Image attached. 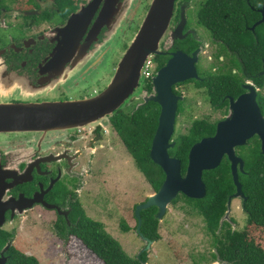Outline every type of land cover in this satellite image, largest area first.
I'll return each instance as SVG.
<instances>
[{
    "label": "flooded vegetation",
    "instance_id": "1",
    "mask_svg": "<svg viewBox=\"0 0 264 264\" xmlns=\"http://www.w3.org/2000/svg\"><path fill=\"white\" fill-rule=\"evenodd\" d=\"M33 1L36 2L35 6L31 5L32 0H21L10 9L0 6V29L19 26L29 29L21 38L0 41V103L73 101L94 97L84 93L78 94L80 97L76 99L66 98L63 86L73 90L83 82L82 89L85 92L95 72L104 67L105 60L109 61L110 57L112 59L113 43L117 36V43L121 42L124 50H127L143 22L144 18L130 38L132 26L137 24L141 11L139 7L144 6V0L137 3L132 22L126 19L128 0H118L115 9L106 18L99 17L108 0ZM202 2L175 0L169 26L158 44V55L151 57L154 72L148 79H141L140 76V91L126 101L124 107L139 100L141 104H135L134 109L145 104L144 98L154 94L152 78L175 54L181 53L189 59L195 55L197 77L177 82L171 88L172 93L179 98L174 116L175 125L179 116L186 113V118L191 122L190 128L193 123H201L210 128L209 133L202 138L209 139L215 136L220 123L230 119L234 112L232 105L241 97L255 94V102L264 120V59H261L259 71L248 72L237 53L218 43L206 28L199 25L197 10ZM260 9H257L258 13ZM193 13L196 17L192 20L189 15L191 17ZM76 15L82 16L81 21L72 28L69 35L64 36L63 30ZM65 38L72 50L54 59V50ZM118 63L112 68L114 73ZM188 65L186 63L184 67ZM107 76L108 73L102 74V83ZM101 80L94 81L93 86ZM147 80L151 83L149 91L144 89ZM92 91L93 95L101 92L95 87ZM44 92L52 96L43 100L33 98ZM54 92L57 94L55 98ZM15 96H20L22 100H16ZM251 103H246L247 111ZM117 111L126 113L123 108ZM111 117L104 122L76 129V134L69 131L45 134L0 133V136L5 135L0 139V264L21 263L19 254L34 257L32 252H23L14 243L17 223L36 217L43 222L49 221L56 233L55 225L61 220L68 228L71 227L73 205L77 204L84 210L80 197L83 192L89 195L94 187V163H100L113 151L110 140L112 133L116 132L111 127ZM27 134L31 137L24 138L23 135ZM87 134L90 137L82 142ZM105 135L108 139H105ZM257 141L259 138L255 134L246 139L243 146L234 148L236 155L243 160L240 149L252 147ZM171 142L174 143L173 136ZM224 160L228 161L225 155L221 162ZM239 200L243 202V199ZM58 240L63 244L62 240Z\"/></svg>",
    "mask_w": 264,
    "mask_h": 264
},
{
    "label": "water",
    "instance_id": "2",
    "mask_svg": "<svg viewBox=\"0 0 264 264\" xmlns=\"http://www.w3.org/2000/svg\"><path fill=\"white\" fill-rule=\"evenodd\" d=\"M117 2L118 0H108L99 18L109 17ZM174 2L175 0H151L139 30L119 61L112 80L103 91L92 98L73 101L0 103V133L66 132L92 126L111 117L112 113L120 109L139 87L140 73L145 61L149 57L158 55V44L169 26ZM259 13L261 17L250 28L251 31L264 24V4ZM81 19L80 15L73 16L63 30L64 36L69 35ZM71 50V45L65 38L57 45L53 57L54 59L60 58L65 51ZM194 61H196L195 55L189 59L181 53L175 54L167 65L152 78L154 94L144 98L145 103L152 101L160 107L149 158L164 173V181L159 190L134 208L136 231L147 242L146 250L153 242L140 234L141 211L155 207L157 209L156 219L160 221L166 213L167 206L179 194L193 200L203 199L206 195L205 184L202 180L203 172L216 169L225 155L230 163L235 187V193L227 201L225 213L227 216L232 200L243 199L244 201L245 198L239 182V172L243 173L244 162L236 155L234 148L243 146L246 139L255 134L261 143V154L264 155V120L255 102V94H253L241 97L232 105L233 114L229 120L226 119L225 122L219 124L214 137L202 139L190 148L186 171L182 175L181 161L171 157L168 153L169 149L174 147L171 139L174 134V116L179 100L172 93L171 88L177 82L197 77ZM181 63L184 64L181 66ZM186 63L189 64L187 68L184 67ZM250 101L252 103L247 111L246 103ZM49 208H54V206H49ZM222 221L225 220L222 219Z\"/></svg>",
    "mask_w": 264,
    "mask_h": 264
},
{
    "label": "trees",
    "instance_id": "3",
    "mask_svg": "<svg viewBox=\"0 0 264 264\" xmlns=\"http://www.w3.org/2000/svg\"><path fill=\"white\" fill-rule=\"evenodd\" d=\"M263 4L264 0H203L197 10L199 25L206 28L218 43L237 53L248 72L259 71L261 59H264V24L257 26L253 32L247 29L260 19L257 9ZM144 89H151L149 80L144 83ZM158 114L159 106L148 102L130 113L117 111L110 118L111 127L153 192H157L164 181L163 171L149 158ZM209 130L204 124L193 123L186 134L173 135L175 144L169 154L181 161L182 175L186 171L190 148L205 137ZM239 152L244 160L239 182L245 197L242 208L246 214V229L252 228L264 234V155L260 152L259 141L254 142L252 147L241 148ZM202 180L206 188L203 199L193 200L184 195L178 197L188 204L191 202L202 218L205 232L212 239L214 259L224 264H264V249L248 237L246 229L234 230L228 222L222 221L228 198L235 193L228 161L224 160L214 170L203 172ZM178 197L172 204L179 200ZM156 213L155 207L140 213V234L152 242L159 240ZM70 224L68 228L61 220L55 225L57 237L63 241V245L69 246L74 238L102 264H148L145 249L137 258L129 257L104 226L88 218L77 204L73 205ZM122 228L123 231L128 230L125 225ZM19 255L22 258L19 264H39L34 257Z\"/></svg>",
    "mask_w": 264,
    "mask_h": 264
},
{
    "label": "rangeland",
    "instance_id": "4",
    "mask_svg": "<svg viewBox=\"0 0 264 264\" xmlns=\"http://www.w3.org/2000/svg\"><path fill=\"white\" fill-rule=\"evenodd\" d=\"M20 1L0 0V6L10 9L15 4L17 6ZM128 1L126 19L132 22L131 19L140 0ZM144 2V6L139 7L141 11L137 24L132 26L130 38L134 36L133 33L137 26L145 18V11L148 8L150 0H144ZM31 5L35 6L36 2L32 0ZM195 17V13L191 17L189 15V18L192 20ZM28 31L29 29H26L25 26L0 29V41L8 42L10 38H21ZM117 37L113 43V60L110 57L109 61H104V67L99 68L93 77H91L89 80L90 84L86 87L85 92L82 89L83 82L73 90H69L63 86L67 94L64 97L76 99L84 93L95 96L92 91L93 87L99 91L104 90L107 85L106 83L111 80L114 74L112 68L116 66L125 51L121 42L117 43L119 42ZM122 50L124 51L121 52ZM103 72L108 73V76L102 83L101 77L102 74L104 75ZM97 80H101V82L93 86V82ZM141 87L142 82L140 81L139 87L131 97L136 96ZM51 96V93L44 92L34 95L33 98L43 100L49 99ZM53 96L54 98L57 96L56 92L53 93ZM14 98L22 100L20 96H15ZM125 104L121 108L124 109V112L130 113L134 109L135 104L140 105L141 102L140 100L137 103L133 102L132 105L129 104L127 107H124ZM190 126L191 122L186 118V113H182L175 125V136L186 134ZM69 133L76 134V129L70 130ZM2 137H5V135L0 136V139ZM23 137L29 138L31 135L27 134L23 135ZM89 137L87 134L86 139L82 142H86ZM105 139H108L107 135H105ZM110 142L113 146V151L109 152L108 156L102 159L100 163H94V187L90 190L89 195L83 192L80 197L86 215L90 219L103 224L106 232L120 243L119 245L131 258H137L145 249L148 253V264H224L214 259L215 250L212 246V239L205 232L202 218L192 207L191 202L188 204L186 201L180 199V197H178L179 200L175 204L170 203L167 206L166 213L158 225L159 240L150 244V248L146 250L145 245L147 242L136 231L134 206L146 201L148 196L154 192L136 167L116 133H112ZM223 219L234 230L242 231L247 228L246 214L239 199L232 200L230 211ZM49 223V221L43 222L36 217L22 223H17V238L14 243L21 251L25 252L29 250L32 252L39 264H102L84 250L82 245L74 240V238L71 239V242L68 244L69 246L63 245L58 240L57 234ZM124 225L127 226V231H123L122 227ZM246 231L248 237L264 249V238H262L264 234L252 228L246 229Z\"/></svg>",
    "mask_w": 264,
    "mask_h": 264
},
{
    "label": "built area",
    "instance_id": "5",
    "mask_svg": "<svg viewBox=\"0 0 264 264\" xmlns=\"http://www.w3.org/2000/svg\"><path fill=\"white\" fill-rule=\"evenodd\" d=\"M154 72V67L152 65V60H151V57H149L143 67H142V70H141V73H140V76L143 78V79H148ZM79 129V128H78Z\"/></svg>",
    "mask_w": 264,
    "mask_h": 264
},
{
    "label": "crops",
    "instance_id": "6",
    "mask_svg": "<svg viewBox=\"0 0 264 264\" xmlns=\"http://www.w3.org/2000/svg\"><path fill=\"white\" fill-rule=\"evenodd\" d=\"M136 206V205H135Z\"/></svg>",
    "mask_w": 264,
    "mask_h": 264
}]
</instances>
